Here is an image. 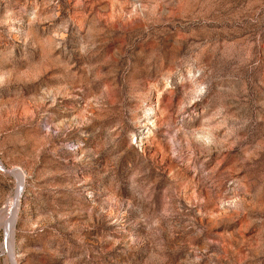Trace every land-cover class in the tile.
<instances>
[{
	"label": "rangeland",
	"instance_id": "obj_1",
	"mask_svg": "<svg viewBox=\"0 0 264 264\" xmlns=\"http://www.w3.org/2000/svg\"><path fill=\"white\" fill-rule=\"evenodd\" d=\"M0 264H264V0H0Z\"/></svg>",
	"mask_w": 264,
	"mask_h": 264
},
{
	"label": "bare ground",
	"instance_id": "obj_2",
	"mask_svg": "<svg viewBox=\"0 0 264 264\" xmlns=\"http://www.w3.org/2000/svg\"><path fill=\"white\" fill-rule=\"evenodd\" d=\"M11 174L18 180L19 186L16 196L7 201L5 206L0 211V231L4 232L5 242L3 243L4 253H7L11 258L15 257V234L19 218L20 200L24 189V173L20 168L15 169Z\"/></svg>",
	"mask_w": 264,
	"mask_h": 264
}]
</instances>
